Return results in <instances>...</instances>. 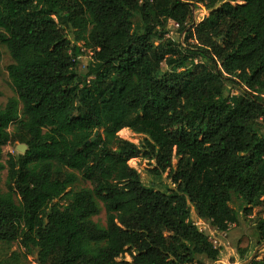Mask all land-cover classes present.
Segmentation results:
<instances>
[{"label":"trees","instance_id":"obj_1","mask_svg":"<svg viewBox=\"0 0 264 264\" xmlns=\"http://www.w3.org/2000/svg\"><path fill=\"white\" fill-rule=\"evenodd\" d=\"M0 43V156L27 147L0 159L1 243L35 264H205L221 249L191 211L227 232L255 207L264 242V0H0ZM138 158L170 186L144 185Z\"/></svg>","mask_w":264,"mask_h":264},{"label":"rangeland","instance_id":"obj_2","mask_svg":"<svg viewBox=\"0 0 264 264\" xmlns=\"http://www.w3.org/2000/svg\"><path fill=\"white\" fill-rule=\"evenodd\" d=\"M208 14L207 10L201 5L198 4L197 8L193 10L191 20L194 22L201 21ZM169 33L168 35L175 39L176 41H182L183 34L177 31V26L173 23H169ZM89 60V54H84L80 57V67L84 69ZM12 63V60L9 56V53L4 44L0 43V108H3L9 98L15 97L14 89L11 84V81L8 77L7 66ZM235 92L234 89L231 90ZM259 128L264 132V121L259 120ZM15 124H12L9 128V131H13ZM118 136L122 139L133 143H139L141 140V135L133 133L129 129H125L118 133ZM19 144L10 143L2 148V153L0 159L2 162H5L8 158V155H17L19 152L16 147ZM175 162V161H174ZM130 167L135 168L140 174V179L146 186H151L155 189H164V186H170L169 180L166 178V174L161 177H155L151 175L148 170L152 167L147 162V160L138 158L131 159L128 162ZM6 176L7 171L4 170L0 175V189L2 192H6ZM90 183L80 180L71 187L73 190H78L80 188H89ZM258 208H253L252 214L249 216H244L240 219V224L238 226L232 225L227 233L223 237L217 236V242L222 247L220 250V257L215 262H206L205 264H241L247 261L255 249H258L256 256L258 259L264 256V242L257 244V235L255 232V216L258 215ZM191 218L193 221H198L195 213L191 211ZM93 220L97 222L100 226L105 225V214L102 209L100 214L93 217ZM202 221V220H201ZM203 222V221H202ZM206 225V224H205ZM212 229V228H211ZM213 230V229H212ZM207 234L216 238L214 230L207 231ZM17 252L20 254V263L19 264H35L34 257L30 255L24 256L22 254L23 249L19 246L17 242L12 243L7 246L0 242V259H7L11 252ZM129 260L128 256H125Z\"/></svg>","mask_w":264,"mask_h":264},{"label":"built area","instance_id":"obj_3","mask_svg":"<svg viewBox=\"0 0 264 264\" xmlns=\"http://www.w3.org/2000/svg\"><path fill=\"white\" fill-rule=\"evenodd\" d=\"M202 221H201V219H198V221H193V222L198 227V230L200 232H203L207 236L209 242H211V244L213 245L214 248H220L221 249L222 247L217 242V236L218 237H223L227 232H218L217 230L212 228L207 222H205V221L202 222ZM211 228L214 230L215 233H217V234H215L216 238L213 237L214 234L212 236L207 234V231H210V230L213 231Z\"/></svg>","mask_w":264,"mask_h":264},{"label":"water","instance_id":"obj_4","mask_svg":"<svg viewBox=\"0 0 264 264\" xmlns=\"http://www.w3.org/2000/svg\"><path fill=\"white\" fill-rule=\"evenodd\" d=\"M97 134H98V132L96 131V132H95V136L92 138V140L95 139V137L97 136ZM16 149H17V151H18L20 154H24L25 151H26V149H27V147H26V145H24V144H19V145H17ZM263 244H264V243H263ZM257 251H258V249H255V251L252 253V255L250 256V258H249L247 261H245V262H243V263H241V264H248L249 262H251V261L256 257V253H257Z\"/></svg>","mask_w":264,"mask_h":264}]
</instances>
